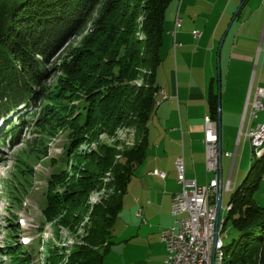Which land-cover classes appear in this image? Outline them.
Listing matches in <instances>:
<instances>
[{
    "label": "trees",
    "instance_id": "obj_1",
    "mask_svg": "<svg viewBox=\"0 0 264 264\" xmlns=\"http://www.w3.org/2000/svg\"><path fill=\"white\" fill-rule=\"evenodd\" d=\"M173 1L0 0V120L4 123V137L1 136L0 141L4 145L7 142L21 144V133L26 126L30 129V123L39 134L65 132L68 137L64 147L66 154L60 157L56 172L48 181L43 210L47 219L61 215L62 206L74 195L66 181L75 166L81 142H86V135L95 129L100 105L115 97L120 89H126L124 82L134 83L140 76L146 77V86L136 88L137 96L135 87L130 86L128 92L121 93L136 97L134 114L143 139L123 152L124 160L113 170L119 194L100 215L101 222L97 224L100 230L96 234L91 232L93 236L87 238L90 243L96 238L101 242L92 244L94 246L84 244V250L78 252L82 260L79 259V264L104 263L103 250L111 245L110 229L118 219L135 171L146 158L148 124L155 114L156 94L162 90L158 76L164 64L161 53L166 16ZM88 31L80 46L72 52L66 50L73 39ZM65 50L60 62H53V58ZM52 80H56V84H49ZM217 84L215 77L208 94L209 118L214 122L218 121L219 113ZM113 99L115 102L117 96ZM122 104L123 108L127 107L125 102ZM31 107L36 113L27 111ZM22 111H27L26 117L32 122L28 124L21 118L22 122L12 124L9 131L10 115ZM123 118L116 119L114 130ZM37 153L41 155L38 160L49 155L42 141L29 154L37 156ZM18 166L26 173L20 178L25 180L29 176V186H22L18 178L13 182L17 181L18 187L26 190L32 187L36 171L29 164ZM88 179L82 176L72 185L80 196L93 187ZM13 182L9 191L11 198L17 200L13 196L16 190ZM263 185L264 152L260 156L252 155L247 177L230 194L224 226L231 222L237 236L226 249V264H264V198L260 194ZM19 247L17 252L12 251L13 260L22 259L20 254L26 253V247Z\"/></svg>",
    "mask_w": 264,
    "mask_h": 264
},
{
    "label": "rangeland",
    "instance_id": "obj_2",
    "mask_svg": "<svg viewBox=\"0 0 264 264\" xmlns=\"http://www.w3.org/2000/svg\"><path fill=\"white\" fill-rule=\"evenodd\" d=\"M258 1L264 2V0H257V3H259ZM252 7V0H250L244 8L242 18L234 23L228 41L237 35L240 25L247 19L246 17ZM98 12L97 14H99ZM88 34L89 31L73 39L69 46L66 47V50H71L72 52L80 46ZM66 50L61 52L60 56L54 57L53 62H60L61 58L65 56ZM221 65V86L225 87L227 70L225 62H222ZM46 68L48 69L49 67ZM115 71L117 72L118 70ZM246 71L237 70V75L240 79H243ZM144 72L146 73V70ZM216 75L218 76V70ZM145 79L144 75L140 76L134 83L124 82L123 86L127 84L126 89L118 91L117 95H115V97L117 96L115 102L111 100L115 97H111L100 105L98 111L100 117L95 123V129L86 135V142H81L80 150L76 154L75 166L66 181V185L74 190V195L69 202L62 206L64 210L56 219H47L43 210L46 206L45 196L49 178L56 172L60 157L66 154L64 147L68 143L67 134L59 132L55 135L53 133L44 135L35 132L33 123H30L32 122L31 119L26 117L27 111L36 113V109L33 107L26 112L22 111L10 115L9 119L12 121L8 126L9 131L12 129V124L17 125L22 122L21 118L28 124L30 123V129L28 130L27 126L23 129L20 137L21 144L19 145H12L8 142L4 145L0 141V264H79L81 259L78 258V252L84 250L82 246L84 244L94 246L101 242L99 238H96L90 243L87 238L100 230L97 226L101 222L100 215L103 214L108 205L113 204L115 195L119 194L115 187L116 177L113 170L124 160L123 152L126 149L133 148L136 141L143 139V134L138 129L135 120L134 100L136 97L132 98V96L127 94L123 96L121 93L128 92L127 87L129 86L135 87V89L146 86ZM158 82L168 91L177 87L176 81L174 83L169 72L165 73L164 70L159 74ZM49 84H56V80L50 81ZM259 85L264 88L263 67L262 70L257 71L256 89ZM137 89L134 90L136 96L138 95ZM222 94L223 90L221 88V103L223 105V101L226 99ZM259 94V89L257 94L255 90L250 102L251 108L248 117L252 113L254 115L257 110L256 106H264V91L261 96ZM123 102L127 104V107H122ZM171 102L172 99L169 98L166 104ZM177 102V99L174 98L176 105L178 104ZM256 114L257 120L255 124L264 123V110L260 108ZM121 116L124 118L119 120V126L114 130L116 119ZM3 125V120H0V138L1 136L4 137L2 135L4 132L2 129ZM174 125L172 115L169 112L167 117L162 120L161 125L158 124V127L166 134L170 132ZM256 127L254 126V128ZM152 129L154 130L155 128L153 127ZM112 131H114L113 134L110 133ZM39 140L42 141L44 148H47L49 154L47 158H40L41 160H38L41 157L39 153H37V156H30L29 154L33 148H37ZM153 145L154 139L152 134H150L148 153L153 149ZM112 151L114 152L112 153ZM263 152L264 142L258 144L256 149H252V155L254 156H260ZM252 155L250 149L245 156L243 170L240 174L238 173L239 165L236 167L234 181L238 179L237 186L245 180L249 173ZM105 163H111L112 165H105ZM25 164H29L36 171V177L32 187L21 190L22 188L18 187L17 181L14 183L13 180L18 178L22 186H29V176L26 175L25 180L20 178L25 176L26 173L25 171L21 172L18 165ZM237 173L238 177L236 178ZM82 176H87L89 178L88 182L92 183L93 187L90 190L88 189L83 196H80L78 189L75 186L73 189L72 185H76L75 182L79 181ZM145 178L146 170L143 164L135 171L123 198V206L120 209L118 219L110 229L109 241L111 245L109 249L103 250L105 256L103 264L161 263V250L158 241L161 236V230L165 229L162 227L166 223L167 215L165 214V206H163V203L161 204L159 199L160 197L150 198V187L153 186L149 180L145 181ZM10 182H13L16 186V190H13L15 192L13 196H16L17 200L11 198L12 195L9 191ZM17 188L19 192H22L19 193ZM260 194L263 199L264 185ZM149 199H152L151 202L148 201ZM229 199L230 194L224 193L221 211L223 220H225L228 213L225 209L228 206ZM91 232L92 234H90ZM236 236L237 231L233 224L231 222L228 223L221 235L225 250ZM19 245L26 247L24 249L26 253L20 254L22 259L13 260L15 258L13 254L17 252V248H20ZM13 250L14 253L12 252ZM85 250L87 251V249ZM225 258L223 264L228 261V258Z\"/></svg>",
    "mask_w": 264,
    "mask_h": 264
},
{
    "label": "crops",
    "instance_id": "obj_3",
    "mask_svg": "<svg viewBox=\"0 0 264 264\" xmlns=\"http://www.w3.org/2000/svg\"><path fill=\"white\" fill-rule=\"evenodd\" d=\"M248 1L174 0L168 9L161 55L163 70L169 72L177 87L168 91L161 85L172 102L156 108L148 124L147 155L143 162L145 181L149 180L153 186L150 187V198L160 197L161 204L165 206L167 220L162 228L175 224L171 206L174 194L181 189L175 167L179 156H184L188 179L207 185L216 177V173L207 168L205 125L209 118V86L211 80L217 77L218 58L220 65L225 62L227 70V82L225 87L222 86V96L226 100L222 105L221 144L223 153L229 156H222L219 172L224 186L231 181V191L226 194H231L237 186L238 179L234 181L237 165L240 174L250 149L252 155L250 142L246 138L250 124L243 118L245 114L249 115L250 102L255 90L257 94L260 88L259 85L256 89L257 71L262 70V67L264 69V2L252 0L253 7L247 19L240 25L237 35L228 41L230 31L234 23L242 18ZM177 17L182 20V25L174 37L172 32ZM194 32L200 35L196 37ZM237 70H247L243 79L237 75ZM174 98L178 101L177 105ZM169 112L175 125L165 134L158 124L161 125ZM150 127L155 129L151 130ZM150 134L154 145L148 153ZM154 170L164 172L166 178L152 175ZM158 245L161 250L160 264H164L167 253L161 236Z\"/></svg>",
    "mask_w": 264,
    "mask_h": 264
},
{
    "label": "built area",
    "instance_id": "obj_4",
    "mask_svg": "<svg viewBox=\"0 0 264 264\" xmlns=\"http://www.w3.org/2000/svg\"><path fill=\"white\" fill-rule=\"evenodd\" d=\"M182 20L177 17L173 36L181 27ZM197 37L200 34L194 32ZM175 42V47H177ZM262 92L264 88H259ZM155 108H159L169 100L166 91L161 90L157 94ZM263 105L256 106V109ZM257 110L254 115L248 117L245 114L243 120H248L250 130L246 133L251 148L256 149L258 144L264 142V123L255 125L257 120ZM253 123V124H252ZM253 126V127H252ZM254 126L256 128H254ZM220 141L217 122L208 118L205 125V143L207 149V168L216 173V177L207 185H200L196 180L186 177V167L184 156H179L175 161L178 183L181 186L179 192L174 194L172 199V214L175 224L172 227L161 231V241L166 247V258L164 264H216V250L220 241L217 237V230L220 229V213L223 207V192L231 191V181L224 186L220 178V168L222 156H229L228 153H220L218 144ZM235 156H233V161ZM152 175L161 179L166 178V174L159 170H154ZM222 185V192L220 187ZM221 207L218 208V202Z\"/></svg>",
    "mask_w": 264,
    "mask_h": 264
},
{
    "label": "water",
    "instance_id": "obj_5",
    "mask_svg": "<svg viewBox=\"0 0 264 264\" xmlns=\"http://www.w3.org/2000/svg\"><path fill=\"white\" fill-rule=\"evenodd\" d=\"M224 41V39H223ZM223 41L220 44V50L222 48L223 45ZM221 65H220V58H218V82H219V86H218V108H219V113H218V121H217V125H218V130H219V137H220V141L218 144V148L220 153L222 152V144H221V131H222V115H221V109H222V103H221ZM222 192V185L220 187V193ZM221 207V201L218 202V208L220 209Z\"/></svg>",
    "mask_w": 264,
    "mask_h": 264
},
{
    "label": "bare ground",
    "instance_id": "obj_6",
    "mask_svg": "<svg viewBox=\"0 0 264 264\" xmlns=\"http://www.w3.org/2000/svg\"><path fill=\"white\" fill-rule=\"evenodd\" d=\"M259 93H260L259 96H261V94L263 92L261 90H259ZM228 210H229V206H227L225 211L227 212ZM224 229H225L224 220L222 219L221 213H220V229L217 230V237H218V240L220 241V243L218 245V249L216 250V264H223L224 263L226 250H225L223 240L221 238V235H222Z\"/></svg>",
    "mask_w": 264,
    "mask_h": 264
}]
</instances>
